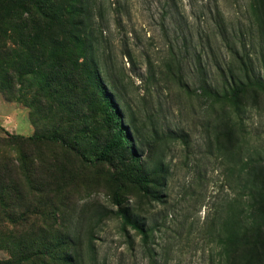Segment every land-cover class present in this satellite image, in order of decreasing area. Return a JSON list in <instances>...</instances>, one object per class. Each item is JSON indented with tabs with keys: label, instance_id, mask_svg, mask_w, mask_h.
Wrapping results in <instances>:
<instances>
[{
	"label": "rangeland",
	"instance_id": "obj_1",
	"mask_svg": "<svg viewBox=\"0 0 264 264\" xmlns=\"http://www.w3.org/2000/svg\"><path fill=\"white\" fill-rule=\"evenodd\" d=\"M79 1L60 29L0 14V264H264V0ZM72 20L96 75L49 50Z\"/></svg>",
	"mask_w": 264,
	"mask_h": 264
},
{
	"label": "trees",
	"instance_id": "obj_2",
	"mask_svg": "<svg viewBox=\"0 0 264 264\" xmlns=\"http://www.w3.org/2000/svg\"><path fill=\"white\" fill-rule=\"evenodd\" d=\"M4 9L0 5V14H3L4 16L9 18L14 15V18L16 19V21H14V29L17 28V22L19 21L23 27L27 28L30 23H34L38 19H40L37 15H35V10L36 14L39 11V15L43 16V18H46L44 19V21H49V23L53 24L54 26L56 25V28L59 29L60 25L64 24L63 21H65V18H67L69 15L74 14L79 18L80 15L82 16L85 14L86 16V14L89 13V7L82 5L79 0H75V3L73 5L70 4L68 0H9ZM42 13H44L45 15H43ZM40 24L38 26H40ZM46 29L47 30L44 35L48 40H50L51 47L49 50L53 52V54H60L64 57V64L61 65V69L66 75H96L93 72L95 71V65L92 56L90 57L83 55L82 57H80L81 61L79 57H76L77 50H81L82 47L86 45L87 27L83 23V21L81 23H77L72 20L70 31L64 30V34H62L63 32L54 34L53 32H50V28L48 26H46ZM40 35L42 34L38 35V31H31L29 34V39L31 40L32 45L27 46L26 50L28 52L34 51V54L31 57H36L35 60H38L40 58L42 59V51H45V48L42 47L40 41L38 40V38H40ZM65 39L72 40V42H64ZM93 45L94 43H90L88 48L92 49ZM78 53L80 54L83 52L80 51ZM3 54L4 56H6V58L10 56L9 51H3ZM17 58L21 59L20 56ZM26 63L28 62L26 61L25 64ZM60 63L61 62H59V65ZM67 63H69V65ZM67 72H69V74ZM245 89L246 86L238 85L229 88V90L223 89L221 95H219L218 92L214 89L207 90V93L211 94V96H213L216 100H224L226 102L236 103L238 96L242 94ZM106 103L107 105L111 106V103L108 101V99H106ZM111 109L108 110L105 117V122L107 124L115 123L116 113ZM124 144H127L125 134L122 131H119L105 143L98 158L100 160L106 159L113 150L123 148ZM120 219L123 231L126 229V227H130L138 234H140L143 238L146 237V231L138 226L136 222L130 221L125 214H120ZM1 235L4 234L0 233V241L3 240L4 244H6L8 242V238L6 237L8 236H6V234V237Z\"/></svg>",
	"mask_w": 264,
	"mask_h": 264
}]
</instances>
